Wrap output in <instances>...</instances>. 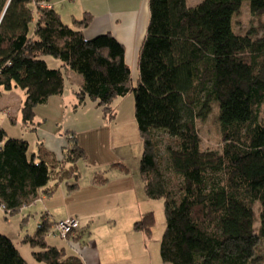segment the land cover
<instances>
[{
    "label": "trees",
    "instance_id": "16d2710c",
    "mask_svg": "<svg viewBox=\"0 0 264 264\" xmlns=\"http://www.w3.org/2000/svg\"><path fill=\"white\" fill-rule=\"evenodd\" d=\"M50 1L0 0V98L13 87L24 92L21 124H33L36 106L63 93L67 68L81 78L74 108L92 100L112 120L116 98L132 93L144 194L164 201L161 262L264 264V0H201L194 6L148 0L136 82L123 43L112 33L87 38L83 29L91 14L67 24ZM244 1L252 20L240 30L235 23ZM44 55L61 66L51 68ZM213 109L219 143L205 147L198 122ZM66 138L60 158L44 147L28 155V140L8 137L0 126L6 218L51 196L63 181L69 191L77 187V163L87 155L76 136ZM109 169L129 168L115 162ZM103 173H95L93 182L104 184ZM154 223L151 210L133 228L149 235ZM53 225L42 212L36 229L23 235L32 256L45 264H85L80 255L48 243ZM0 264H28L2 233Z\"/></svg>",
    "mask_w": 264,
    "mask_h": 264
},
{
    "label": "crops",
    "instance_id": "0c3cea01",
    "mask_svg": "<svg viewBox=\"0 0 264 264\" xmlns=\"http://www.w3.org/2000/svg\"><path fill=\"white\" fill-rule=\"evenodd\" d=\"M50 3H52L61 14L62 21L67 24H70L72 19L74 18H80L87 12L90 13L92 16L91 20L87 27L83 29V34H85L87 38L97 36L101 33H112V35L119 43H123L125 47V61L131 69V76H133L134 80V77L138 74L137 63L139 58L140 46L142 44L141 42L146 33V27L150 21L148 0H51ZM64 10L66 12V15L63 13ZM45 60L48 66H50L51 68L61 66V62L57 61V59L52 61L51 65H49L48 63V61H51L50 58L45 57ZM70 73H72L73 76L70 77L68 75L67 79L71 81V84L69 83L67 85L66 79L64 91L62 94L51 96L46 100L45 104L37 105L34 109L35 117L33 120V124H30L28 127L31 131H35L36 133L40 134L38 135L39 140L37 141V147H44L46 150L51 151L52 154L56 157L60 158L62 155V149L67 141V134L76 136L78 144L84 148L85 154L87 156L77 163V167L80 171V179L77 181V187L74 188L71 192L81 190V184L85 180L83 178L81 167H79V163L81 161L84 162L85 167L90 166L89 162L92 163V166H94V168L90 166V168L88 169L90 186L95 189L102 187L104 188L107 186L109 177L103 185H100L93 183L94 174L97 172L105 171V169H109V166L112 163L121 162L124 164L126 161L125 151H127V147L129 146V148L131 149V145L141 144L140 138L137 134L139 132L135 130L136 120L134 119V109L132 106H129V104L127 106H123L121 102L122 100L117 98V103L116 105H114L116 114L112 120H109L103 116L100 108H98L92 100L90 101L86 99L84 104L80 105V107L74 108L77 102L75 91L79 85L81 78H79V75L75 74L74 72ZM22 101L23 100L20 101L19 99L17 109H15L14 100L11 99H8L5 106L11 109L10 113L14 114V112H16L17 110L19 111L22 105ZM2 112L6 114L4 110ZM13 114H9L8 116H12L16 119L17 117ZM131 126L134 129L132 131L135 134V136H133V139L129 138V127ZM98 129H100V131L96 133ZM47 136H50L49 142L53 147L48 145L49 143L47 142ZM40 137L44 138L41 139ZM103 137H105V139H107V143H109V150L111 155L103 154V152L100 150V152H102V154H100V158L93 157V159H91L87 151V146L89 145L88 143L92 142V140L94 139H97V141L100 143L101 138ZM58 149H60V151H58ZM67 165L68 164L65 163V166ZM114 170H116L115 172L117 173L115 176L123 177V180L127 179L128 172L123 173L118 169ZM51 183H53V181ZM62 183H64V185H61ZM117 186L122 187H115L112 196L115 195L117 197H121V195L123 194L125 197L131 190V186ZM65 187L66 184L64 181L56 187V189L61 191L60 194L63 193V195L61 196V200L64 202L65 210H63L62 213L58 211V208L60 207L57 208L54 205L53 208H49L46 203H43V212L47 213V216L49 218L52 215L57 216V218L53 217V221L63 219L67 216H76L78 219L80 227L77 230L75 236L64 238L69 240L70 247L68 246V249L66 246L60 247L65 248L67 254L80 255L85 264H126V259L132 258L131 252L133 249V245L140 243L143 244L144 236H142V234L140 235L136 231H133L130 220L129 222H127L128 220H126L124 221L127 222L126 232H121L120 229L119 233H114L117 232L115 231L114 227L109 228L108 226L104 231L106 235L97 238L98 242L94 240L89 241L88 239L86 243H83L84 246L78 244L79 231L82 230V227L86 223H89L88 221H94L95 218L93 216L90 217V214H87V210H79L78 207L73 203H77L78 201H94L95 199H98V197H100L98 196V194L101 190L90 191V196H75L76 198L73 199L75 202L71 203L72 199L70 200V191L66 190ZM56 191L53 194H56ZM108 194V196H110L111 193L108 192ZM119 200L120 198L118 199V201ZM72 204L73 206H75V208L70 209L69 206ZM111 206L117 207L118 209L121 208L122 203L106 205L105 209ZM99 207L101 206L95 205L91 208H95L94 211H97L96 209H100ZM1 211H3V209L0 206V212ZM120 215L121 213L119 212V215L117 217L120 218ZM105 217L106 220H103L105 224L106 222L108 223L109 219L114 220L115 225H117V220L114 216H112V214L108 215L107 212V215H105ZM8 221L9 219L5 222V224H8ZM0 222H4L1 219V215ZM104 222L102 223L104 224ZM126 236L129 237V239L132 238L134 243L128 242ZM21 239L22 238H20L19 242H21ZM19 253L21 254L20 250ZM135 261L136 260L134 259V262Z\"/></svg>",
    "mask_w": 264,
    "mask_h": 264
},
{
    "label": "rangeland",
    "instance_id": "374dc122",
    "mask_svg": "<svg viewBox=\"0 0 264 264\" xmlns=\"http://www.w3.org/2000/svg\"><path fill=\"white\" fill-rule=\"evenodd\" d=\"M199 1L201 0H186V3L188 6H194ZM242 5H243L242 11L239 15L236 16L237 18L235 23V28L240 30L248 28L252 20V16H250L248 10L249 5L247 1H244ZM63 13L66 15L65 10L63 11ZM45 57L50 58L51 61H48L49 65H51L52 61L56 59L57 61H60V59L53 58L52 56L44 55L43 58ZM70 72H73L72 69L70 68L64 70L66 79L68 75L70 77L73 76L72 73ZM138 77L139 76L137 74L134 77V82H136ZM69 83L71 84V81L67 79V85ZM8 99L14 100L15 109H17V104L19 99L20 101L24 99V92L18 87H13L12 90L2 91V97L0 98V126H2L3 129H5L8 137L27 139L29 142L28 155H30L32 152H35L38 148L37 141L39 140L38 135L40 134L36 133L35 131H31L28 126L26 125L24 126L21 124L22 118L18 110L14 112V114L10 113L11 109L5 106ZM118 99L122 100L121 102L123 106H127L128 104L129 106L132 107L134 106V98L132 93H128L127 95H124V97ZM116 103L117 101L115 100L114 105H116ZM3 110L6 112L7 115L4 112H2ZM216 112L217 110L214 111L213 109V111L207 116L205 120H202V122H198V128H200V136L202 139V144L205 147H214L219 143L218 127L216 126V120H215L216 117L213 114ZM9 114L10 115L13 114L17 117L16 119L14 118L15 121H13V118L11 119L10 116H8ZM135 125H136L135 130L137 131V124ZM132 130H134L132 126L129 127V131H130L129 138L131 139H133V136H135ZM98 131H100V129H98L96 133ZM137 134L139 137V133ZM40 138L43 139L44 137H40ZM47 140H48L47 142L49 143L48 145L52 146V144H50L49 142L50 136H47ZM88 144L89 145L87 146V151L91 159H93V157L100 158V154H102V152L103 154L111 155L109 150V143H107V139H105V137L101 138L100 143L97 141V139H94L92 140V142H89ZM100 150L102 152H100ZM141 150H142V142L141 144L131 145V149L129 148V146L127 147V151H125L126 161L124 164L127 165L129 169L127 171L128 175L126 180H123L122 179L123 177L115 176L117 173L115 172L116 170L114 169H106L104 171L103 175L109 177V181L107 182V186H106L107 188L102 187L95 189L92 186H90L89 184L90 177H88V171H89L88 169L90 168V166L93 168L94 166H92V163L90 162H89L90 166L88 167H85L83 161L79 163L80 164L79 167H81L83 178L85 180L81 184L82 186L81 190L69 192L70 200L72 199L71 203L75 202L73 200L76 198L75 196L78 197H82V195L83 197L90 196L91 195L90 191H95V190H101V191L98 194V196L100 197H98V199H95L94 201L93 200L84 201V202L78 201L77 203H73L78 207L79 210H84V211L87 210V214H90V217L93 216L95 218L94 221L92 220L93 222L88 221L89 223H86L84 226L82 225L83 226L82 230L79 231L78 244L84 246L83 243H86L88 239L89 241L94 240L98 242L97 238L106 235L104 231L105 229H107L108 226L109 228L114 227L115 231H117L114 233H119L120 231L126 232L127 222H129L130 220L132 230L138 232L140 235L142 234V236H144L143 238L144 241L143 244L140 243L133 245L132 247L133 249L131 252L132 258L126 259V264H131V262L132 264H163V262H161L160 259V252L158 251L161 242L160 238L165 226L164 207H163L164 201L163 199H152V198L149 199L144 194L143 183L141 180V176L139 175V164H138L139 158L142 154ZM58 151H60V149H58ZM52 181L53 180L51 179L50 184H52L51 183ZM61 185H64V183H62ZM117 185H125L127 187L131 186V190L128 192V195H126L125 197L123 194L121 195V197H117L115 195L114 197L112 196L113 195L112 193L114 192L115 187L117 188L122 187ZM65 189L68 190L66 187ZM56 190H57L56 194H51V196H44L40 200L29 205V207L23 208L20 212L14 215H9L8 218L5 217L3 211L0 212L1 219L2 221H4L2 223L0 222V233L3 232L2 233L3 235L7 237L9 236L11 238L15 247H17L20 250L21 256L27 260L28 264H45V263L37 261L32 256L31 253L33 247L29 246L25 242L22 241L19 242L20 238H23L24 237L23 235L25 234L32 233L38 226V223L41 220L42 212L44 211L43 203H46L49 206V208H53L54 205L57 208L60 207L58 208V211L60 213H62L63 210H65L64 202L61 200V196L63 195V193L60 194L61 191L58 189ZM108 192L111 193L110 196H108L109 195ZM119 198L120 200L118 201ZM117 203H122L121 208L117 209V207L111 206L105 209L106 205L117 204ZM73 204L69 206L70 209L75 208ZM95 205L101 206L99 207L100 209H96L97 211H94V209L98 207L95 208H91V207ZM151 210H153L154 212V219H155V223L152 226L151 233L148 235L146 232L142 230L141 231L134 230L133 228L134 222L140 220V217L144 213ZM107 212L108 215L112 214V216L116 218L117 225H115L114 220H109V219H108V223L106 222L105 224L103 220H106L105 215H107ZM119 212L121 213L120 218L117 217L119 215ZM53 217L57 218V216L52 215L50 216V220H52ZM8 219H9L8 224H5V222ZM126 220L128 221L124 222ZM102 222H104V224ZM126 238L128 239V242L134 243L132 238L129 239V237L127 236ZM48 243L51 245L55 244L59 247L66 246L67 249L68 246L70 247L69 240L67 239L63 240L56 235H54L53 237L52 235L48 236ZM134 259L136 260L135 262Z\"/></svg>",
    "mask_w": 264,
    "mask_h": 264
},
{
    "label": "built area",
    "instance_id": "2783aa9c",
    "mask_svg": "<svg viewBox=\"0 0 264 264\" xmlns=\"http://www.w3.org/2000/svg\"><path fill=\"white\" fill-rule=\"evenodd\" d=\"M3 209V205H0ZM80 225L76 216H67L63 219L54 221L52 227V234L59 236L61 239L69 236H75V232L79 229Z\"/></svg>",
    "mask_w": 264,
    "mask_h": 264
}]
</instances>
